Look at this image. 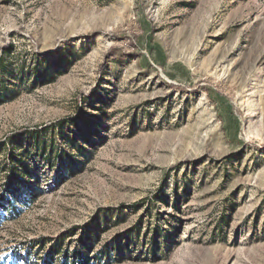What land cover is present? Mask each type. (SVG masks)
I'll use <instances>...</instances> for the list:
<instances>
[{"label":"rangeland","instance_id":"obj_1","mask_svg":"<svg viewBox=\"0 0 264 264\" xmlns=\"http://www.w3.org/2000/svg\"><path fill=\"white\" fill-rule=\"evenodd\" d=\"M0 61V264H264V0H0Z\"/></svg>","mask_w":264,"mask_h":264},{"label":"trees","instance_id":"obj_2","mask_svg":"<svg viewBox=\"0 0 264 264\" xmlns=\"http://www.w3.org/2000/svg\"><path fill=\"white\" fill-rule=\"evenodd\" d=\"M4 71L5 66L0 61V99L3 95L9 94V90L1 82V78L4 76ZM26 134V131H20L18 134L11 136L9 138V141L11 143L13 139L22 138ZM18 162L22 164L21 161ZM17 170V175H15L14 178H10V180L5 184L4 188H2V194L4 195V197H6L5 202L9 207L10 212H14L17 209L13 203L15 201L14 198L16 197L17 190L21 188L22 175L24 174V170L22 169L21 165H18ZM0 206L5 207V205L2 203H0ZM98 224L99 220H94L90 222L89 225L82 227L81 231H79L76 238V243L80 245L81 249L87 248L90 244H92V239L85 238V236L87 235V230H89V228H91L92 230L93 228L98 226ZM65 238V235H58L57 237L52 239H40L35 241L37 242L38 246H41V248H44L47 241L51 242L50 245L46 248L44 255L41 257V264H53V261L57 258L60 260L61 264H89L88 260L82 257L80 248L76 251H69L67 247L63 248ZM114 248H117V245H114ZM102 256L106 257L108 255L107 253H105Z\"/></svg>","mask_w":264,"mask_h":264}]
</instances>
